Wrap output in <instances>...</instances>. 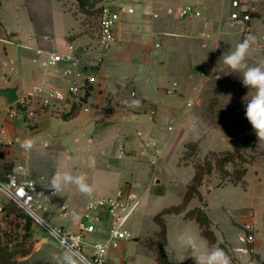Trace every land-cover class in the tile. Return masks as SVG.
I'll return each instance as SVG.
<instances>
[{"label": "crops", "instance_id": "0c3cea01", "mask_svg": "<svg viewBox=\"0 0 264 264\" xmlns=\"http://www.w3.org/2000/svg\"><path fill=\"white\" fill-rule=\"evenodd\" d=\"M28 1L0 0V84L20 78L22 94L66 87L76 77L70 62L45 67V55L38 50L63 54L71 45L81 56L76 70L95 74L96 82L89 86L83 106L70 100L47 105L42 93L33 96L30 107L17 117L3 113L0 123L5 124V138L12 143L0 145V177L21 164L27 176L51 189L58 171L83 175L92 193H82L75 184L65 185L46 213L53 225L70 231L78 230L92 198L122 191L134 196L135 207L144 201V212L132 211L123 225L134 237L111 247L107 264H160L161 226L155 216L180 204H184L181 211L164 215V248L171 264H196L194 256L213 247L197 219L186 217L196 208H205L214 233L235 251L234 259L226 252L231 264H264V166L249 163L244 184L205 181L199 186L200 196L184 202L196 172L195 166L181 161L186 144L197 142L203 155L229 150L249 133L246 127H252L245 114L243 126L236 131L211 124L205 115L213 100L227 107L243 106L244 113L246 109V100L238 101L240 82L234 73L228 72L223 84L220 78L214 80L228 67L223 63L228 53L221 51L226 35L222 24L236 27L241 42V28L229 21L232 0H99L102 9L121 13L117 41L99 63L96 31L87 28L73 4L38 0L35 8L46 7L54 15L53 23H41L35 19L40 13ZM187 4L200 8L201 15L180 16L178 8ZM124 6L134 11L124 12ZM259 61L264 65L263 57ZM222 91L231 92L233 102ZM26 139L33 142L31 149L21 147ZM228 186L242 187V198L232 206L226 200L209 201ZM171 193L176 194L174 199ZM62 202L68 204L66 215L61 214ZM112 221L107 212H100L97 230L88 235V241L106 239ZM248 234L253 241H247ZM187 235L196 239L195 251L181 241ZM245 246L248 252L239 249Z\"/></svg>", "mask_w": 264, "mask_h": 264}, {"label": "built area", "instance_id": "2783aa9c", "mask_svg": "<svg viewBox=\"0 0 264 264\" xmlns=\"http://www.w3.org/2000/svg\"><path fill=\"white\" fill-rule=\"evenodd\" d=\"M124 12H133L131 6H124ZM254 6L252 0H232L229 21L231 24L241 27V42L248 33L252 34ZM180 16L185 18H194L201 15V9L196 5L187 4L178 8ZM157 16V14H155ZM121 17V13L111 9L103 8L99 16V24L96 28L95 40L101 52L98 63L102 61V55L109 50L117 41L116 26ZM7 43H13L9 38H1ZM264 44V34L260 36L252 50L259 49ZM39 54H44L43 65L45 67L54 66L57 63L66 60L70 62L76 77L71 78L66 87H56L43 90L39 88L34 92H27L12 105H3L0 103V116L4 113L9 118L17 117L24 109L30 107L32 97L44 93V104L56 102L72 101L79 106H83L87 98V91L91 84L96 82V76L93 73H87L84 69L76 70L80 66L81 56L76 48L71 45L66 53H58L51 50H38ZM67 71H71L67 70ZM176 84V83H175ZM135 94V93H133ZM87 109V108H86ZM154 113V111H153ZM7 128L4 123H0V145L11 144L12 140H7ZM138 135H141L139 132ZM43 144L48 145L44 140ZM23 165H17V170L10 174L0 177V197L7 198L10 202L17 205L27 216L32 218L44 230H46L57 242L58 246L71 253L82 264H107V255L111 247H117L122 240H130L134 236L123 225L133 208L136 205L134 200L128 212L119 221L117 217L126 208L130 198L134 196L126 195L120 191L117 194L101 196L90 199L84 209L83 218L79 223L77 231H70L61 226H55L46 217V213L51 208L52 200L56 197V192L52 189H46L39 185L36 180L27 176L23 171ZM61 214L66 215L68 204H60ZM107 212L113 221L108 228V237L103 240H97L90 243L88 235L97 230V224L100 219V212ZM247 241H253L254 237L248 234ZM89 248V249H88ZM248 252V246L239 248Z\"/></svg>", "mask_w": 264, "mask_h": 264}, {"label": "rangeland", "instance_id": "374dc122", "mask_svg": "<svg viewBox=\"0 0 264 264\" xmlns=\"http://www.w3.org/2000/svg\"><path fill=\"white\" fill-rule=\"evenodd\" d=\"M33 3H38V0H32L30 5V7L34 8L37 13H40L35 19H37L38 22L41 21V23H53L54 15L47 11L46 7H39L37 5L38 7L36 6L35 8ZM252 3L254 6L252 35L256 37V40H259L260 36L264 34V0H252ZM66 4H73V8L75 9L76 7L75 12L82 17L87 28L93 32L96 31L99 24V16L102 12V9L98 5V1L87 0L84 9L80 5V0H66ZM236 26L237 28H241L239 25ZM222 28L225 30L224 33L226 35L221 51L229 53L235 49L238 43H240V36L236 34V27L234 26L223 23ZM259 55L264 58V44L259 49H251L246 60L248 65H260ZM224 71L226 73L222 72V74L216 76L214 80L216 82L219 80L218 78H220L221 84H223L225 82L224 80L229 78L227 76L228 72H231L232 74L234 73V79H238V83L240 82L237 87V98H239V102H244V99L247 101L250 99L249 97H252L255 94L254 89H249L242 84L241 72H232L228 67ZM222 93L226 95L227 100L233 102L232 99L234 98L231 92L222 91ZM243 109V106H240L239 108L227 107L220 103L219 100H214L211 107L208 106L206 108L205 115L211 124L221 125L226 129L236 131L235 129H237L238 126L240 128L244 124L242 121L245 120ZM246 129L250 134L254 131L252 127L251 129L246 127ZM249 133L246 132V135L240 139V142L246 141L249 143V145L243 148V150H245L243 152L246 153V156H252V160L249 162L250 166H264V140H259L257 135H250ZM241 135H244V133ZM189 154V156H182L183 158L181 161L193 166L203 163L204 159L210 156L209 153L203 155L200 151V147L196 149L194 146L190 147ZM249 163H246V166H248ZM240 166L241 160L239 158L228 161L224 165V169L229 173L228 175L223 176L222 172L214 169L211 173L204 175L203 182L206 181L209 185L216 183L220 185L223 181V184H225L229 179V175H232V173H234ZM215 194L216 195L209 199L211 203L215 199L226 200L228 204L232 206L235 201L242 198L244 190L239 186H228L220 191H216ZM175 196L176 194L172 193L169 195L171 199H174ZM203 203L205 204V202ZM145 209V203L142 201L139 202L132 211H135V213L137 211L144 212ZM148 212L150 211H147V213ZM45 215L46 217L48 216L47 214ZM145 221L148 222L146 215ZM0 239L7 256V261H0V264H64L63 257L66 252L57 245L54 238L44 230L42 226L27 216L17 205L10 202L5 197H0ZM234 253L235 251H231L232 259L235 257ZM73 258L75 259L76 264H82L74 256Z\"/></svg>", "mask_w": 264, "mask_h": 264}, {"label": "clouds", "instance_id": "9594fccd", "mask_svg": "<svg viewBox=\"0 0 264 264\" xmlns=\"http://www.w3.org/2000/svg\"><path fill=\"white\" fill-rule=\"evenodd\" d=\"M257 40L254 35L248 33L242 42L238 43L235 49L227 55H223V63L232 70V72L242 73V84L254 89L255 94L246 101L245 115L251 124L259 140H264V65L249 66L246 62L247 56ZM137 103V102H133ZM21 147L31 149L33 142L26 139ZM83 175L73 176L69 172H56L51 179V189L59 192L65 185L75 184L79 191L91 194L93 189L86 182ZM181 241L191 250L195 251L198 247L196 239L191 235L181 236ZM196 264H231V258L218 245L210 250L201 252L194 256ZM64 264H76L71 253L64 254Z\"/></svg>", "mask_w": 264, "mask_h": 264}, {"label": "trees", "instance_id": "16d2710c", "mask_svg": "<svg viewBox=\"0 0 264 264\" xmlns=\"http://www.w3.org/2000/svg\"><path fill=\"white\" fill-rule=\"evenodd\" d=\"M96 1H99V0H96ZM86 3H87V0H80V5L82 6L83 9H84ZM211 104H212V102L210 103L209 107H211ZM247 145H249V143L246 141L245 142L238 141L234 144L232 149L219 151V152H215V151L209 152L210 156H208L206 159H204L203 163H199V164L195 165L196 172L194 175L193 183L189 187V190L185 195L184 202L188 201L193 196H200L199 186L203 183V178H204L205 174H209L215 169V170H219L220 172H222L223 176L228 175L229 173L224 169L225 163L228 161H232L234 159H237V158H239L241 160V166L239 168H237L236 171L234 173H232V175H229V179L226 182L229 181V182H233V183L244 184L245 183L244 175H245L246 170H247L246 163H249L252 160L251 155L246 156V153L243 152V151H245V150H243V148L246 147ZM191 146H194L196 149L199 148V145L197 144V142H189L186 144V151H185L184 155H186V156L190 155L189 150H190ZM221 184H223V181H222V183H220V185ZM183 206H184V204L171 206L169 208L164 209L163 211H161L159 214H157L155 216V220L161 226V230L158 234L160 239L158 241V256H157L160 264H171V262L167 256L166 250L164 248V244L166 242V221H165L164 215L167 212H179V211H181ZM203 210H204L203 208L193 209L186 214V217L196 218L202 227V234L208 238L210 244L213 246L218 245L225 252H227L228 255L231 257L230 249L214 233V231L211 228L210 220H209L205 210L204 211ZM0 261L1 262L7 261L5 248H4V246H2L1 239H0Z\"/></svg>", "mask_w": 264, "mask_h": 264}, {"label": "water", "instance_id": "95a60500", "mask_svg": "<svg viewBox=\"0 0 264 264\" xmlns=\"http://www.w3.org/2000/svg\"><path fill=\"white\" fill-rule=\"evenodd\" d=\"M10 34L15 35L16 33H10ZM21 83H22V80L20 78H17L11 84H6V85L0 84V102H2L5 106L16 103L23 95ZM134 200H135L134 197L130 198V200L127 203L126 208L117 217L119 221L128 212Z\"/></svg>", "mask_w": 264, "mask_h": 264}]
</instances>
